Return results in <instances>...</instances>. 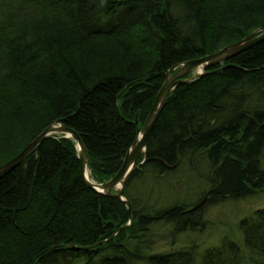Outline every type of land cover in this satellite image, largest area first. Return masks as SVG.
I'll use <instances>...</instances> for the list:
<instances>
[{"label": "trees", "instance_id": "16d2710c", "mask_svg": "<svg viewBox=\"0 0 264 264\" xmlns=\"http://www.w3.org/2000/svg\"><path fill=\"white\" fill-rule=\"evenodd\" d=\"M262 28L264 0H0V165L60 120L108 180L170 67ZM263 148L264 39L171 90L123 190L133 223L115 234L125 204L83 183L74 140L45 138L0 178V264H195L196 244L174 237L205 227L206 204L262 189ZM175 175L202 195L158 208L137 187ZM238 227L200 264H264V208Z\"/></svg>", "mask_w": 264, "mask_h": 264}, {"label": "water", "instance_id": "95a60500", "mask_svg": "<svg viewBox=\"0 0 264 264\" xmlns=\"http://www.w3.org/2000/svg\"><path fill=\"white\" fill-rule=\"evenodd\" d=\"M261 30V31H260ZM254 31L248 36L232 42L210 54H206L200 57L188 59L182 61L179 64L173 65L166 71V76L161 84L159 90L156 93V96L153 100V103L150 107V110L147 114V117L144 123L137 128V137L131 146L127 149L123 161L121 163L118 171L104 182H97L87 175V170L90 173L89 169V159L87 149L83 143V140L80 134L73 128L65 125L62 121L57 120L46 126L33 140H31L19 153L10 158L8 161L0 165V178L5 174L14 169L19 165L22 160L35 149L45 138L50 137L54 134H62L63 137H68L74 140L77 148V157L79 160V170L80 176L83 183L97 192L98 194L105 196H114L119 201L125 204L127 211L129 213V220L126 224L117 228L113 234L117 233L120 229L131 226L133 223V215L130 209V202L123 194L125 184L134 168L137 157L143 153L146 149V143L148 137L158 119V116L164 106V103L170 94L171 90L183 83H188L191 80H194L202 76L207 69L213 65L222 63L229 58L235 56L241 51L247 49L248 47L260 42L264 39V28ZM190 74L188 77L185 75ZM138 111L135 114V119L133 123L138 126ZM252 118H249L248 122ZM248 122L246 126L248 125ZM209 191L203 196V198L195 204L193 207L189 208L188 211L196 209L204 203L207 199ZM68 247L74 248V244H67ZM33 264V261L30 263Z\"/></svg>", "mask_w": 264, "mask_h": 264}, {"label": "rangeland", "instance_id": "374dc122", "mask_svg": "<svg viewBox=\"0 0 264 264\" xmlns=\"http://www.w3.org/2000/svg\"><path fill=\"white\" fill-rule=\"evenodd\" d=\"M260 156L261 168L264 170V148ZM166 177L168 176H163L153 182L146 178L141 180L137 186L141 195H144L149 189L154 190L149 202L156 203L154 205L158 208H166L176 199L181 202H187L195 200L197 196L202 195L201 188L195 185V187L188 185L179 186L177 175L170 176L168 181ZM171 185L172 189L175 190L170 189ZM154 198L156 202L153 201ZM261 208H264V187L245 197L206 204L202 210V217L206 221L205 227H197L195 230H186L179 233L174 237L176 245L187 247L190 243L196 244L198 251L195 255V264H200L202 252L210 247L219 245L225 238L242 240L241 231L238 227L239 221L251 217L257 209ZM171 227V224L164 223L154 225L153 229L158 232L157 236L161 235L164 238L157 242V250L169 248L167 235Z\"/></svg>", "mask_w": 264, "mask_h": 264}, {"label": "bare ground", "instance_id": "6f19581e", "mask_svg": "<svg viewBox=\"0 0 264 264\" xmlns=\"http://www.w3.org/2000/svg\"><path fill=\"white\" fill-rule=\"evenodd\" d=\"M87 175H89V177L92 179V177H91V175H90V173H89V171L87 170Z\"/></svg>", "mask_w": 264, "mask_h": 264}]
</instances>
